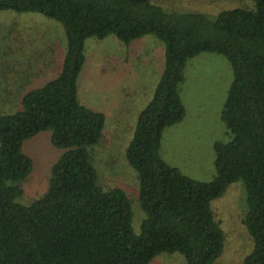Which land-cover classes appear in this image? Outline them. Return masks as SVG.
<instances>
[{"label": "trees", "instance_id": "16d2710c", "mask_svg": "<svg viewBox=\"0 0 264 264\" xmlns=\"http://www.w3.org/2000/svg\"><path fill=\"white\" fill-rule=\"evenodd\" d=\"M255 3L212 19L152 0H0V11L58 20L67 38L57 77L27 92L20 108L0 112V264H150L163 252L183 253L186 264H214L225 233L211 203L239 180L246 185L245 223L253 239L245 264H264V0ZM110 34L126 43L154 34L165 45V68L126 152L140 179L146 214L140 233L126 191L105 189L93 164L91 148L103 138L106 114L79 97L86 41ZM202 52L226 55L233 68L222 111L231 140L214 142L210 181L187 175L161 152L166 127L186 116L180 88L187 62ZM6 78L0 75V88ZM48 130L64 152L44 196L24 205L17 201L20 183L34 161L23 143Z\"/></svg>", "mask_w": 264, "mask_h": 264}, {"label": "rangeland", "instance_id": "374dc122", "mask_svg": "<svg viewBox=\"0 0 264 264\" xmlns=\"http://www.w3.org/2000/svg\"><path fill=\"white\" fill-rule=\"evenodd\" d=\"M166 10L204 13L215 19L237 6L254 9L255 0H152ZM86 60L79 76L80 100L106 113L102 140L91 148L92 160L105 189L122 188L131 201L133 227L140 233L146 217L141 207L140 179L126 158L140 112L152 99L165 68V45L154 34L126 43L115 34L86 41ZM67 52L64 27L37 12L0 11V75L9 76L0 88V112L20 108L23 96L57 77ZM233 79L224 54L202 52L188 60L180 92L186 107L181 123L163 134V157L195 179L210 181L216 174L214 142H228L231 133L222 111ZM23 150L34 169L20 184L18 202L30 205L50 187L52 166L64 150L52 142V130L26 139ZM216 220L225 233L224 250L214 264H245L253 239L245 223L247 191L243 180L232 183L212 200ZM150 264H186L181 252H163Z\"/></svg>", "mask_w": 264, "mask_h": 264}, {"label": "crops", "instance_id": "0c3cea01", "mask_svg": "<svg viewBox=\"0 0 264 264\" xmlns=\"http://www.w3.org/2000/svg\"><path fill=\"white\" fill-rule=\"evenodd\" d=\"M98 111H100V110H98ZM103 112V111H102ZM105 113V112H104ZM141 113V112H140ZM106 114V113H105ZM106 117H107V115H106ZM181 123V122H180ZM162 149H163V144H162ZM163 154V153H162Z\"/></svg>", "mask_w": 264, "mask_h": 264}]
</instances>
